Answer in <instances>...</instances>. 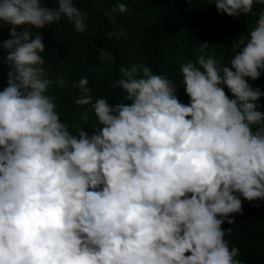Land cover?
I'll list each match as a JSON object with an SVG mask.
<instances>
[{"label": "clouds", "instance_id": "obj_1", "mask_svg": "<svg viewBox=\"0 0 264 264\" xmlns=\"http://www.w3.org/2000/svg\"><path fill=\"white\" fill-rule=\"evenodd\" d=\"M206 2L230 17L264 5ZM56 4L0 0V26H10L0 42L9 69L0 90V264H240L222 225L241 213V197L264 201V92L246 80L264 72V11L230 66L203 54L207 42L196 63L181 65L187 104L143 64L110 82L130 103H93L81 78L75 103L91 105L99 126L73 135L46 94L66 82L49 78L31 29L66 18L83 33L87 15L75 0Z\"/></svg>", "mask_w": 264, "mask_h": 264}, {"label": "trees", "instance_id": "obj_2", "mask_svg": "<svg viewBox=\"0 0 264 264\" xmlns=\"http://www.w3.org/2000/svg\"><path fill=\"white\" fill-rule=\"evenodd\" d=\"M45 3L49 7L57 6L56 0ZM117 3H125L127 11L110 12ZM75 4L87 15L83 33L76 31L66 18L44 29H31L33 36H42L45 51L41 55L49 78L53 81L63 78L66 82L63 87L54 83L46 94L54 98L61 122L73 135L82 128L92 135L99 126L91 105L75 103L81 93L73 85L81 78L89 81L93 103L101 98L108 99L112 105L130 103L125 99L126 94L119 88L114 90L110 82L121 78V67L143 64L155 74L172 80L180 101L187 104L181 65L196 63L201 43L207 42L209 47L203 54L215 55L222 65L230 66L242 47L240 40L247 41L259 13L264 11V5L254 4L252 13L230 17L219 13L206 0H75ZM9 29V25L0 26V42L10 38ZM109 33L115 35L110 38ZM102 50L111 53L112 59L102 61ZM6 55L0 47V56ZM8 71L7 63L0 61V90L7 86ZM246 80L264 92V72L256 81ZM222 87L233 98L227 87ZM257 103L261 106L259 110L264 111V97ZM241 199V213L231 216L234 223L222 225L225 231L231 228L225 239L230 248L239 249L236 259L240 264H264V201Z\"/></svg>", "mask_w": 264, "mask_h": 264}]
</instances>
